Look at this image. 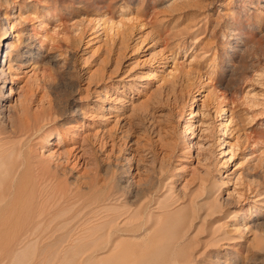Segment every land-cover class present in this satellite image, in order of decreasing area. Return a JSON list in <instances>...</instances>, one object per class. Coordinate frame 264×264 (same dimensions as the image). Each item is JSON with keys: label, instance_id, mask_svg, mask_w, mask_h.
<instances>
[{"label": "rangeland", "instance_id": "rangeland-1", "mask_svg": "<svg viewBox=\"0 0 264 264\" xmlns=\"http://www.w3.org/2000/svg\"><path fill=\"white\" fill-rule=\"evenodd\" d=\"M237 29L245 45L232 55ZM0 40V140L32 170L64 173L50 211L124 205L131 180L178 198L173 222L206 214L186 264H264V0H0ZM33 46L39 59L21 55ZM53 255L32 250L25 264Z\"/></svg>", "mask_w": 264, "mask_h": 264}, {"label": "bare ground", "instance_id": "bare-ground-1", "mask_svg": "<svg viewBox=\"0 0 264 264\" xmlns=\"http://www.w3.org/2000/svg\"><path fill=\"white\" fill-rule=\"evenodd\" d=\"M6 25L3 40L9 38L11 33L13 34L12 26L9 23ZM232 31L230 34L234 36L231 39L235 46L232 45L231 54L236 55L243 52L241 48L245 44L240 39L244 38L242 37L244 33H241L239 29ZM236 36L238 38H235ZM32 49L34 52H23L21 55L28 54L26 57L30 60L39 59L41 52L35 46ZM11 68L12 65L9 64L8 69ZM17 68H19L18 65ZM185 131L186 137L189 133H187L188 130ZM3 141L4 139L0 140V248L6 250L10 264H25L24 257L32 250H39L41 253L54 251L52 258L45 260L36 258L37 264L43 261H47L46 263L56 261L57 264H91L92 260L108 252L110 255L102 259L105 260L103 264H186L197 260V256L192 254L193 250L195 251L192 245L195 244L196 238L191 239L190 235H194V231L195 236L198 233L195 219L198 218L200 221L204 216L201 221L206 222V214L199 216L200 202L198 203V200L190 198L188 203L195 212L197 208L199 215L190 216L189 214L190 217L173 222L175 216L173 209L178 204V198L175 199L168 194L162 199L161 195L158 198L153 195L151 197L143 195L139 187L132 184L130 180V183H125L127 187H132L130 192L132 197L124 205L114 196L91 198V200H85L82 207L73 215L63 218L62 211H50L51 205L48 207L47 203L51 194L49 191L53 186L57 188L61 185L64 173L57 171L51 173L34 166L32 170L31 164L22 156L21 147L19 152L13 155V151L4 150ZM5 148L8 149V147ZM34 171L37 172L34 176L35 182L41 183V187L37 194L32 191L27 194L21 189L29 181L28 174ZM258 179L260 180V177ZM79 189L82 190L83 187L79 186ZM72 190L74 188L62 189L57 192V195L72 196L74 194ZM212 191L206 198H211ZM30 198L38 200L36 206L32 205V210L26 206ZM207 200H204L206 201L204 207L207 205ZM257 200L264 201V196ZM258 205L264 206V202ZM214 212L217 211H213V214ZM256 221L253 222V227L257 226ZM213 229L210 230L211 235L214 232ZM224 239L204 241L203 246L210 243L215 246Z\"/></svg>", "mask_w": 264, "mask_h": 264}]
</instances>
